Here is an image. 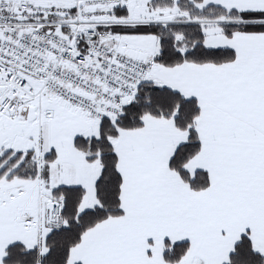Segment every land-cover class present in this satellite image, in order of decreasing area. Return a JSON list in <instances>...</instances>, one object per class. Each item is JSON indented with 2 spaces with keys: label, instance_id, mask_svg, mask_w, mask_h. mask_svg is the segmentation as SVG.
Listing matches in <instances>:
<instances>
[{
  "label": "snow or ice",
  "instance_id": "6c2138e0",
  "mask_svg": "<svg viewBox=\"0 0 264 264\" xmlns=\"http://www.w3.org/2000/svg\"><path fill=\"white\" fill-rule=\"evenodd\" d=\"M0 264H264V0H0Z\"/></svg>",
  "mask_w": 264,
  "mask_h": 264
}]
</instances>
